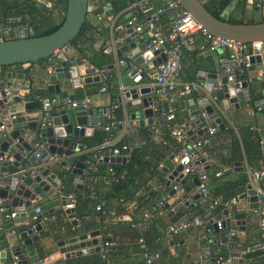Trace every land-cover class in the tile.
I'll return each instance as SVG.
<instances>
[{
	"label": "crops",
	"instance_id": "obj_1",
	"mask_svg": "<svg viewBox=\"0 0 264 264\" xmlns=\"http://www.w3.org/2000/svg\"><path fill=\"white\" fill-rule=\"evenodd\" d=\"M53 1L52 8L44 9L33 0H0V37L5 32L11 34L19 23L31 25L34 32H42L56 25L62 17V9L59 0ZM215 1L200 0L204 6L209 8ZM103 2V0H96L93 7L88 10L79 37L72 46L67 47L66 52V58L74 61L76 64H79L80 59H82L87 64L93 65L95 72L90 77L94 78L102 75L103 80L98 82L91 81L86 84L81 83L77 87L70 85L68 82H62L59 84V91L54 93V95H63L66 97V93L72 91L75 100L85 96L89 99V109L93 112L99 110L106 103L116 102L121 91L125 90L131 84V79L127 76V67L120 63V61H126L125 56L128 53L123 56L122 60H115L111 56L114 53L113 43L121 41L123 38L125 21L131 14L129 3L145 2L152 8L162 5L161 0H125L126 7L124 9L112 14L111 9L108 7L103 13V19L97 21L96 15H101L98 7ZM257 12L260 13V17L264 21V0H229L225 8L220 12V17L224 21L248 25L253 23L254 16ZM172 15V11H166L161 16L159 27L162 32L167 31ZM126 42L130 43L131 41L127 40ZM194 42L195 45L201 43V37L196 36ZM135 43L143 50L142 41L137 40ZM195 45L192 46L190 51L182 50L181 52V70L178 76V83H193L197 87L196 91H193L196 93V96L192 95L193 92H189L176 105V119L178 122L183 123L184 126L194 120V118H190L189 110L199 108L198 101L205 95L204 85L206 75L211 73L223 75L224 73L219 69V61L227 55L225 52H217L215 54L198 57L195 54ZM260 57L264 60V45L260 49ZM108 65L111 66L110 69L105 68ZM44 69L45 61L31 64L27 70V74H25L24 69L18 66L0 67V78L8 84H12L13 82L20 81L11 79V74L26 75L27 81L29 82L28 89L31 94L48 96L46 92L48 83ZM200 72L203 73V76H198ZM259 72L261 71L246 72L244 73L245 79L238 80L235 76L233 80H248L253 75L257 76ZM138 78L139 84L150 86L151 82L146 75ZM251 85L252 90H249L248 98L238 101L237 109L223 110L220 102L212 105L213 112L217 113V117L220 118L223 128L222 130L216 128L215 133L209 137L213 148L209 151L202 152L199 154L198 159L192 162V164L201 165L202 170L209 179L208 188L213 194L216 192L219 195L226 197L229 195L232 198L239 190L245 191L248 185L247 174L255 168V143L250 137L247 127L252 124L255 131L264 132V111L257 113L252 118H248L245 115V111L250 104L254 100L262 97L260 94L261 88L257 89L255 84ZM101 87H105L104 93L99 92ZM25 101L38 104L30 99H25ZM118 104V108L114 111V116L122 120L124 124L118 130L112 131L109 134V139L115 145H127L130 147V151L133 148L137 150L134 152V156H128L123 164L118 163L113 165V167L127 170L129 177V183L116 194H114L111 188L112 185L106 179L107 166L104 163L98 164L97 172L94 176L96 180L92 183L91 178L93 175L77 176L71 174L70 166H68V171L61 168L58 162L63 161L65 158H55L49 163L36 162L37 166H47L49 173L56 176L57 185L63 188L61 185L62 180L65 185V188L61 189L59 194L51 190L48 194V200H54L58 198L57 196H62L64 194L63 192L67 190V193L73 194L76 199V208L73 213L72 211L69 212V215L73 214L75 218L80 219L82 222L80 228L70 231L72 227L71 221L67 219L68 217L61 216V206L57 205L54 207L52 214L41 219L43 234L37 242L32 243L26 250L28 255H36L38 261H42L45 257L56 251L55 243L57 241L68 239L76 234L88 233L95 230V227L99 225L97 221L100 219V214L93 211L96 199L100 198L106 202V208L104 209L106 220H110L112 215H122L116 202L117 197H131L135 191L143 189L145 185L148 190L149 199L139 203L144 206L143 209H148L153 202L160 200H166L167 206L174 207L175 196H169L170 189L165 187V179L160 169L150 173L149 171L142 170L140 163H148L151 166L161 164L168 155H174V158L179 161L178 151L175 150L177 146L169 137H167L168 140L164 138L166 141L165 146L149 143L140 146L141 142L147 140L150 126H139L137 119H131L129 117L131 110L123 102ZM29 111H33V113L29 115L22 113L21 115L35 117L38 112L36 107L30 108ZM207 122L208 120H205V123ZM151 123L154 124V117L151 118ZM101 127L102 125L96 124L95 128L86 137L77 139V142L85 147L83 152L93 150L100 145L96 141L103 133ZM187 131L191 132L189 141L208 138L206 132L199 135L196 134L199 131L197 126H193L192 128L187 127ZM232 138L237 139L240 147V155L236 153L235 146L233 147L231 145ZM37 140L38 133L33 132L24 141L32 145ZM77 155L76 153L73 154L75 157ZM143 157L146 158L145 161ZM200 161L201 163H199ZM222 167L228 168V170L222 173L220 177H216L214 174ZM24 168L32 169L35 167L32 163L31 166L24 165ZM15 171L12 165L5 164L0 171V178L2 177L1 173H5L6 176H11ZM182 181V189L184 186L188 188L192 187L188 194V206H182L172 215H168V212L160 213L146 221L145 227L138 226L134 229L129 227L130 218L124 216L118 223L110 221L105 233L99 232L100 235L97 238L98 244L100 245L102 241L110 243L109 257L105 261L100 259L99 253H88L79 257H69L68 259H63L62 255H60L59 260L55 264H142L136 242L138 238H142L148 251L158 255V258L153 264H209V260L207 259L201 261L202 251L204 249L211 250L214 246L215 239L222 233L209 229V224L205 227L197 225L201 216L200 206L202 200L200 196H197L196 199H191V196L196 193V180L193 176L187 175L182 177ZM241 182L244 185L241 186ZM259 186L264 192V179L259 182ZM80 189L88 191L89 196L83 195ZM245 204V202L236 203L230 209L228 215L230 227H234L238 232L234 241L236 251L240 253L244 251H255L256 247L262 241V235L252 213L250 211L244 212ZM31 205L32 209L39 207L42 205V200L38 199L33 201ZM136 208V216L133 222L139 225L141 208H138V206ZM5 213L11 214L12 212L8 210ZM219 213L221 212H218V210L214 211V217H217ZM235 213L245 214L243 231H239L231 220V216ZM78 215L81 217L78 218ZM178 221L188 223L189 227L185 234L175 237L170 241L161 240L159 237L164 227ZM0 225L5 229L8 227L15 229L20 226V224H14L13 219H0ZM3 244L4 236L0 233V246ZM222 254L224 256L227 255L225 250L222 251ZM261 257L263 256L244 260L243 264H257L263 260L260 259Z\"/></svg>",
	"mask_w": 264,
	"mask_h": 264
},
{
	"label": "built area",
	"instance_id": "obj_2",
	"mask_svg": "<svg viewBox=\"0 0 264 264\" xmlns=\"http://www.w3.org/2000/svg\"><path fill=\"white\" fill-rule=\"evenodd\" d=\"M37 5L44 9L52 8L53 0H33ZM96 0H86V7L91 9ZM162 5L156 8H152L145 2H135L130 3L131 14L125 21L124 33L121 41H131L135 42L137 40L142 41L143 50L149 53H157L164 55V61L156 65L151 73L146 74L147 78L150 80V108L156 114L154 116V124L149 127L148 138L146 141L141 142L140 146H144L146 143L152 145H165L166 141L163 135L171 138L175 145L178 147V157L180 160L185 159L186 163L181 170V175L183 176H193L197 182L196 193L200 196L202 204L200 206L201 216L197 222L198 226L205 227L209 223L214 224L217 232L222 233L214 241V246L211 250L204 249L202 251V258L213 260V264H234L239 259L244 262V255L248 251L237 252L235 239L237 237V230L234 227L224 228L222 219L224 217L221 215L223 211L230 212V209L238 202H245L247 200V195L245 191L236 195L233 198L223 200L221 197L214 196V194L209 190L208 184L209 179L206 173L202 170L201 165L192 164V162L198 159L199 154L204 151H209L213 148L212 142L209 139L216 129L209 128L206 130L207 139L204 140H194L189 141V136H187V127L183 123L178 122L176 119V105L182 101V98L189 92L196 91L197 87L193 83H178V76L181 70V52L182 50L190 51L192 46L195 45V37L200 36L202 39L201 43L195 45V54L198 57L215 54L217 52H225L227 55L224 59L219 61V69L226 75L235 77L236 75L241 76L245 73L246 68L249 67L248 59L251 56H260V49L264 43H250L242 44L233 40L223 39L219 37L212 36L208 34L201 26L187 13L185 12L178 3V0H161ZM101 15H96V20L101 21L103 19V13L108 9V3L103 2L99 7ZM166 11H172L173 15L169 23L166 32H162L159 27V21L161 16ZM63 15V14H62ZM226 21V20H225ZM34 29L31 25L25 23H19L11 34L5 32L3 35L6 40H21L32 38L34 35ZM167 44L168 50L165 51L163 46ZM68 45H65L57 50H54L51 55L46 58L45 61V75L50 76L53 73L55 66L59 65L62 68H67L70 66L82 67L86 69L94 68L93 66L87 64L85 61L80 59L79 64L74 63V61L68 60L66 58ZM127 61V76L130 79H134L139 76L140 69L129 61L128 55L125 56ZM122 63V61H120ZM243 64L242 67L239 65ZM19 68H23L22 65H18ZM258 80L264 81V73L259 72L256 76ZM79 83H82L83 78H78ZM239 85L240 81H236ZM71 83V80H68ZM0 87L3 89L5 97L11 99V91L16 92V96L21 98V102L28 103L25 101L26 97L29 95L30 91L28 87L23 86L20 82H13L8 84L5 80L0 78ZM77 87V86H74ZM220 87V85L212 86L210 88V93L207 94L208 104L215 105L216 98L214 92ZM100 93L105 92V87L99 89ZM32 101H35L39 105V110L34 117V121L38 124V133L43 132L49 125L50 114L53 111L64 110L66 108L77 109L79 112L91 111L92 114L102 116L105 120L102 124V132L105 134L102 139L101 144L93 150L85 151L88 153V158L84 160L83 165L85 171L93 175L91 178L92 183L95 182L94 177L97 172V167L99 163H104L106 168V179L109 184H121L128 180V175L125 170H115L113 165L109 164V158L125 157L127 158L130 153V147L125 144L115 145L109 139V134L112 131L118 130L123 126V121L117 119L114 116V111L118 108V102L106 103L96 112L89 109V99L87 97H82L81 99L74 100L70 102L66 97L61 98L56 101L54 98H48V96L40 97L34 95ZM17 105V104H16ZM17 105V106H18ZM264 111V96L254 100L250 106L246 109L245 115L248 118L254 117L257 113ZM202 119L209 121V116L201 114ZM14 116H10L7 122H2L0 124V139H2L11 130L12 124L11 120ZM250 131H255L252 124L249 125ZM258 151L261 156H264V134L261 135L257 141ZM46 152V145L42 143L39 138L32 145H30V151L22 152L20 158L24 165L31 166L33 162H48L52 161L56 157L53 155L42 153ZM145 161L146 158L143 157ZM1 165L7 164V157L0 160ZM161 164L155 166V170H159ZM64 170L68 171L69 167L66 165ZM228 168H220L214 175L220 177L222 173L227 171ZM151 171V170H149ZM264 179V161L260 160L257 163V168L251 170L247 174L248 185L253 189L258 195V207L255 210L250 211L256 220L257 227L262 235L261 243L256 247L264 253V192L259 186V182ZM3 186L0 183V188ZM176 186L173 187L175 189ZM62 187L56 184V187L52 189L55 193L59 194ZM56 199H62L63 205L61 206V216L68 217V214L64 212L74 211L76 199L73 194H63L62 196H57ZM169 197V196H167ZM148 190L145 187L141 190L135 191L129 199H124L118 197L116 199L117 204L122 209V215H112L110 220L105 219V208L106 202L103 199H96L93 207L95 213L100 214V219L97 221L99 225V232H106L108 223L115 222L118 223L122 220V217L130 218L129 227L134 229L138 226L145 227L146 221L154 218L160 213L170 212L171 207L166 205V200L155 201L149 206L148 209H141L140 211V223L136 225L133 219L136 216L135 210L137 209V202L148 200ZM168 199V198H167ZM3 201L0 200V219L11 220V214L3 213ZM218 210L221 215L219 220H215L214 211ZM34 215L39 213L38 207L33 208ZM71 221L72 227L70 231H74L76 228H80L82 222L80 219L73 217L67 218ZM31 224H36L38 219L32 216L29 219ZM189 225L186 222H178L177 224H169L164 227L160 233V239L163 241H170L175 237H179L185 234ZM7 229V228H6ZM6 229L0 225V233L4 236V253L10 258V264H16L18 257L11 254V252L16 248L20 247L22 242L17 239L16 234L13 231L7 232ZM224 230V231H223ZM137 248L139 252V257L142 264H153L158 258L156 253H152L147 250L142 238L137 239ZM99 257L101 260L105 261L109 257V246L110 243L107 241H102L99 245ZM225 250L227 255L224 256L222 251ZM251 252V251H249ZM264 261V254H263ZM38 263H42L39 261ZM264 264V262L260 263Z\"/></svg>",
	"mask_w": 264,
	"mask_h": 264
},
{
	"label": "water",
	"instance_id": "obj_3",
	"mask_svg": "<svg viewBox=\"0 0 264 264\" xmlns=\"http://www.w3.org/2000/svg\"><path fill=\"white\" fill-rule=\"evenodd\" d=\"M178 3L202 29L212 36L242 44L264 43V21H262L258 12L255 14L252 24H234L214 18L209 12V7H205L200 0H178ZM88 10L86 0H65L62 23L54 32L40 37L21 40H6L4 36L0 37V67L22 65L24 70H28L31 64L44 61L54 50L68 45L78 36ZM113 44L114 53L111 56L115 60H122L123 56L128 53L129 61L141 71L138 77L148 74L156 65L164 61L163 54L146 52L140 49L135 42L116 41ZM168 48L167 44L163 46L165 51ZM248 63L249 67L246 68L245 73L255 71L264 73V60L260 56H251L248 59ZM122 64L127 67L126 61H122ZM239 66L242 67L243 64ZM105 68L110 69L111 66L108 65ZM94 72L95 68L86 69L70 66L64 69L59 65L55 66L53 73L46 79L48 83L46 86L48 98H54L59 101L61 97H65L63 95H54V93L59 91L60 83H66L68 80H71L70 85L72 86L80 84L79 77L83 78L82 83L84 84L91 81H102V75L94 78L90 77ZM198 76H203V73H198ZM138 77L131 79V84L121 91L116 102H123L131 110L129 117L137 119L139 126H150L152 124L151 118L156 114L150 108L151 88L148 85L139 84ZM11 79L20 81L25 87L29 86L26 75L11 74ZM218 84L220 87L214 92V96L216 101L221 103L223 110L237 109L238 101L248 98L249 90H252L251 84H255L257 89L261 88L260 94L262 97L264 96V81L258 80L256 75H253L248 80L240 81L239 85L233 80V77L225 74L211 73L206 75L205 95L198 101L199 108L189 110V116L194 118V120L186 125L188 128L197 126L199 128L197 135L206 132L209 128H217L219 130L223 128L217 113H214L211 105L208 104L207 97V94L210 93V88ZM11 95V99H7L3 89L0 87V124L7 122L10 116H14V119L10 121L12 124L10 132L0 139V160L7 157V164L12 165L16 170L11 176L1 173L0 183L3 186L0 188V200L3 201L2 212L5 213L11 210L13 223L20 224L15 229L12 227L6 229L7 232L13 231L16 233L17 239L22 242L20 247H16L11 252L12 255L18 257L16 264H55L59 260L60 255H62L63 259H68L69 257H79L88 253H98L100 246L97 238L100 233L96 226L94 231L76 234L68 239L57 241L55 243L56 251L45 257L42 263H38L36 255H28L27 248L32 243L37 242L43 234L41 219L52 214L54 207L57 205L62 206L64 203L62 199L48 200V194L56 187V176L49 173L47 166H37V163L33 162L35 168L25 169L24 163L20 158L22 152L30 151V144L24 140L29 135H32L33 132L38 133V124L34 121V117H25L21 114H32L33 111H29V109L36 107L38 111L39 105L31 102L18 105L21 102V98L16 96L14 90L11 91ZM192 95L196 96V93L193 92ZM66 98L70 102L75 100L72 91L66 93ZM16 104L18 106H14ZM201 114L209 116L207 123L202 119ZM50 117L49 125L43 132L38 133L39 140L46 145V152H43L42 156L48 154L56 158H65L63 161L58 162L61 168L68 165L71 167V174L88 176L83 165L84 160L88 158V153L83 152L85 147L79 144L77 139L86 137L95 128L96 124L102 125L105 120L102 116L92 114L90 110L79 112L77 109L70 108L53 111ZM24 129L26 130L24 131ZM186 134L190 136L191 132L187 131ZM136 150V148H133L129 156H134ZM74 153L78 154L77 157L73 156ZM126 159L125 157L109 158V164H123ZM45 163H49L48 160H45ZM185 163V159L177 161L174 155H168L161 163L160 172L165 179L164 185L170 189L169 196H175V205L168 212V215H172L182 206L186 207L189 204L188 194L192 187L184 186L182 189L183 181L180 173ZM3 166L0 163V171ZM196 185L197 182H195ZM174 186H176L175 189H173ZM245 193L247 200L244 212L257 209L258 195L256 192L247 185ZM197 196L194 193L191 199H196ZM38 199L42 200V205L38 207L39 213L34 215L31 202ZM64 213L68 214L69 212L66 211ZM221 215L224 217L222 219L223 227L229 228V213L223 211ZM221 215L219 214L215 217V220H219ZM32 216L38 219L36 224L29 222ZM73 216L71 214L68 217L71 218ZM244 217V213H235L231 216V220L239 231L244 230ZM209 229L217 232L212 223H209ZM4 247V245L0 246V264H10L9 256L3 251ZM260 259H263V257ZM209 264H213L212 259L209 260ZM234 264H243V261L239 259Z\"/></svg>",
	"mask_w": 264,
	"mask_h": 264
},
{
	"label": "trees",
	"instance_id": "obj_4",
	"mask_svg": "<svg viewBox=\"0 0 264 264\" xmlns=\"http://www.w3.org/2000/svg\"><path fill=\"white\" fill-rule=\"evenodd\" d=\"M103 1L108 3V7L111 9L112 14H115V13L121 11L122 9H124V7H126V5H125V0H103ZM59 2H60L61 9H62V14H63V13H64V8H65V0H59ZM228 2H229V0H216L215 2H213L214 4L210 5V8H209V12H210V14H211L214 18L219 19V20H221V21H224V20L220 17V12L225 8V6L227 5ZM130 3H133V2H130ZM130 3H129V4H130ZM205 7H206V6H205ZM226 22L236 24V22H230V21H226ZM61 23H62V17H61V19L59 20V22H58L56 25H54V26H52V27L46 29L45 31H42V32H35L34 35H33V37H40V36H44V35L50 34V33L54 32V31H55V30L61 25ZM82 29H83V27H82ZM82 29H81V30H82ZM80 33H81V31H80ZM80 33H79V34H80ZM79 34H78V36H77L73 41H71V42L68 44V46H72V45L75 43V41H76L77 38L79 37ZM15 66H18V65H15ZM92 66H93V65H92ZM24 72H25V74H27V70H24ZM236 78H237L238 80L245 79V74H243V75H241V76L236 75ZM37 95L40 96V97H44V96H42L41 94H37ZM33 96H34V94H31V92H30L29 95L26 97V99H30V100H32ZM248 127H249V126H248ZM248 127H247V131H248L250 137L254 140V143H255L254 166H255V168H257V163H258V161H260V160H263V161H264V156H261V155H260V153H259V151H258V145H257V141H258L259 137H260L261 135H263L264 132H258V131H254V132H253V131H250ZM104 136H105V134L102 133V135L99 136V138L97 139L96 142H98L99 144H101L102 139L104 138ZM163 138H166V140H168L166 135H163ZM164 140H165V139H164ZM165 145H166V144H165ZM165 145H163V146H165ZM231 145H232L233 147L235 146L236 153H237L238 155H240V147H239V144H238L236 138H232V140H231ZM175 150L178 151V147H176ZM140 165H141V169H142V170H145V171H147V172H148L149 170H151V171H149V172L152 173L153 171H155L154 168H155V166H156L157 164L151 166V165H149L148 163H140ZM113 168H114L115 170H125L124 168H117V167H113ZM255 168H254V169H255ZM125 171L127 172V170H125ZM127 174H128V173H127ZM61 178L63 179V177H61ZM128 179H129V177H128ZM128 183H129V180H127L126 182L121 183V184H111V185H112L111 188H112L114 194H116L118 191H120V189L124 188ZM61 185L63 186L62 189H64V188H65V185L63 184V180H62V184H61ZM242 185H244L243 182H241V186H242ZM239 187H240V186H239ZM67 192H68L67 190L64 191V192H63L64 195H65V194H68ZM80 192H81L83 195H85V196H89V195H88V191H85V190H83V189H80ZM243 192H244V190H239V192H238L236 195H239L240 193H243ZM236 195H235V196H236ZM214 196L221 197L223 200L230 199V196H229V195H228V197H226V196L219 195V194L216 193V192H214ZM235 196H234V197H235ZM117 198H118V197H117ZM123 198H124V199H129L130 197H123ZM232 198H233V197H232ZM140 202L142 203V201H140ZM140 202H139V201L137 202V206H138V208L143 209L144 206H143L142 204H139ZM75 206H76V205H75ZM118 206H119V205H118ZM75 208H76V207H75ZM75 208H74V209H75ZM119 208H120V210H121L120 212L122 213L123 211H122V209H121L120 206H119ZM97 214H98V213H97ZM80 217H81V216L78 215V218H80ZM263 254H264V253L261 252V251H259V250L251 251V252H248V253H246V254L244 255V259H245V260L253 259V258H255V257L263 256ZM262 262H264V261H263V260H262V261H259L257 264H260V263H262Z\"/></svg>",
	"mask_w": 264,
	"mask_h": 264
}]
</instances>
